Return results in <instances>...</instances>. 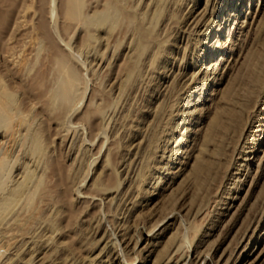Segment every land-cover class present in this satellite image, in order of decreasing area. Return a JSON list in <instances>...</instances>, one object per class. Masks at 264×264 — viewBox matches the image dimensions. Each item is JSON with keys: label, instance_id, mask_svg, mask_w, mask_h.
<instances>
[{"label": "rangeland", "instance_id": "374dc122", "mask_svg": "<svg viewBox=\"0 0 264 264\" xmlns=\"http://www.w3.org/2000/svg\"><path fill=\"white\" fill-rule=\"evenodd\" d=\"M67 10L0 0L2 194L32 173L0 205V264H264V57L243 123L209 125L264 48V0H83L112 20L91 26Z\"/></svg>", "mask_w": 264, "mask_h": 264}, {"label": "bare ground", "instance_id": "6f19581e", "mask_svg": "<svg viewBox=\"0 0 264 264\" xmlns=\"http://www.w3.org/2000/svg\"><path fill=\"white\" fill-rule=\"evenodd\" d=\"M67 14L69 17H72V19L73 17H81V18L83 17L85 24L90 25V26L100 24V23H107L111 20L110 17L106 15H102V14L86 16L83 13V0H68ZM263 57H264V48L251 52L250 56L248 57L247 62L243 66V70L241 71L239 76L236 78L237 89H234V90L231 89L227 92V94L225 95L224 105H222L223 107L219 109V112L217 114L215 113L214 117L211 119L209 123L211 132H225L226 133L227 130L233 127L235 128L236 125L239 126L241 124L243 117H244V114L242 112V107L246 104V103L244 104L245 98L243 99L241 97V91H245L249 87V84L252 81L256 80L258 63H260ZM75 81H76V77L72 72L64 77L62 86L60 88L61 89L60 96L62 98L68 99L71 96L75 88ZM245 95L246 94H244V96ZM10 101H12V95L7 91L1 90L0 91V120H4L9 114ZM33 143H34L33 152L40 153L42 150L39 147L36 138L34 139ZM206 166L207 165L205 162H201L197 164V167L194 170L197 173V172H200L206 169ZM31 177H32V173L28 172V174H26V177L23 178L24 180H22V182H20L16 187L9 189L7 193L5 192L6 195L2 194L3 192H1L4 186H3L2 179L0 178V205H2V208H4V211L7 210V208L11 205V203L15 199L17 200V199L24 197L26 193V182ZM14 204L15 203H13L12 205ZM0 210H1V207H0Z\"/></svg>", "mask_w": 264, "mask_h": 264}]
</instances>
